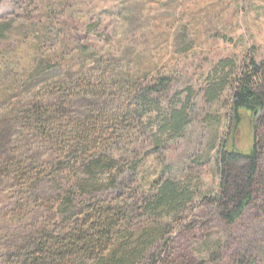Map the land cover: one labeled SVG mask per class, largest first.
I'll use <instances>...</instances> for the list:
<instances>
[{
    "label": "rangeland",
    "instance_id": "obj_1",
    "mask_svg": "<svg viewBox=\"0 0 264 264\" xmlns=\"http://www.w3.org/2000/svg\"><path fill=\"white\" fill-rule=\"evenodd\" d=\"M250 60L264 63V0H0V169L47 168L26 194L13 168L0 172V264H29L30 244L87 230L100 213L110 230L94 235H107L110 246L140 231L162 236L137 264H264V146L260 185L240 219L227 227L211 203L224 145L247 155L264 144L245 113L233 139L229 133L233 78ZM118 75L121 87L111 84ZM224 75L210 103L206 95ZM84 81L96 97H77L73 83ZM35 109L55 111L52 121L81 120L88 156L105 166L89 172L85 159L75 171L58 170L60 141L27 132ZM168 183L188 199L157 210L152 196ZM62 258L94 264L84 252Z\"/></svg>",
    "mask_w": 264,
    "mask_h": 264
},
{
    "label": "trees",
    "instance_id": "obj_2",
    "mask_svg": "<svg viewBox=\"0 0 264 264\" xmlns=\"http://www.w3.org/2000/svg\"><path fill=\"white\" fill-rule=\"evenodd\" d=\"M96 62L99 61L97 60ZM229 77L224 75L218 79V83L207 93L206 97L210 103H214L219 99L225 87V78ZM110 80L111 84L116 87H121L124 82L122 75L113 76ZM74 84L80 87L79 91H77V97L97 96L95 89L88 82H76ZM71 86L72 84L67 83L65 85L66 89L63 91L64 87H62L61 92L68 93V89ZM232 87L233 92L230 97V137L233 139L235 136L245 113L255 123V136L262 130L260 133L264 138V63L258 64L250 60L247 65H243L240 72L234 76ZM57 98H62V94ZM53 116L56 117L55 111L50 114L51 118ZM50 117L41 115L36 109L31 111L27 117V126H29L27 132L34 135L38 140L60 141L58 145L62 147L57 154L58 159L55 163L58 170L75 171L74 167L77 164L84 165L85 159H89L86 166L89 172L91 170L95 171L94 167L96 166H105V162L99 159L97 154L88 156L89 152L85 150V142L87 138H90V133L84 130V125L80 126L81 120L65 121L63 116L60 121H57V119L52 121ZM63 124L66 127H63ZM183 124V111L174 113L171 120L173 133H178ZM71 126L72 131L69 132L68 127ZM66 143L68 144L67 146L65 145ZM263 146L264 144L259 149L255 142L250 153L244 155L233 147H229L226 143L217 158L216 162L220 167V186L217 195L211 199V203L218 218L227 227H231L240 219L244 210L251 204L253 194L257 192L254 188L259 184L257 175L259 172L260 150L262 151ZM208 149L215 150V144L210 141ZM82 156L84 157L82 158ZM69 165L72 166L70 167ZM230 165H238L239 169L244 172V181L242 175L232 177ZM7 168H13L11 174H13V179L23 194L28 193L38 178L47 170L46 167L42 168V163L36 168H29V166L22 168L20 163L12 164ZM7 168L0 169V172H9ZM187 199V195L185 193L182 194L181 189L178 186H172L171 183H168L159 193H155L152 196V202L157 210L174 209L182 206L183 200ZM103 218L104 215L101 213L95 214L92 221L86 222L89 226L87 230L83 228L78 231L73 230L64 238L50 235L45 242L44 240H38L28 246L25 257L29 264H59L62 257L63 260L66 258L71 260L72 256L84 252V254H90L94 264H137L142 260L149 247L162 237L157 231H140L133 236L131 234L121 235L119 242L114 246H110L108 245L107 235H98V239L94 235L96 231L110 230L109 225ZM91 232L92 235H90ZM104 249H108V251L106 256L101 258L98 255H102ZM39 261H42V263H39ZM254 263L242 258L237 259L235 262V264Z\"/></svg>",
    "mask_w": 264,
    "mask_h": 264
}]
</instances>
